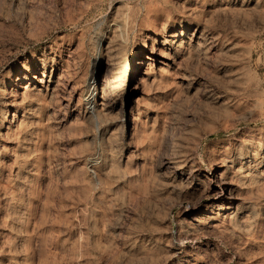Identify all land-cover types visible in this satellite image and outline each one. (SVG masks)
<instances>
[{
    "label": "rangeland",
    "instance_id": "374dc122",
    "mask_svg": "<svg viewBox=\"0 0 264 264\" xmlns=\"http://www.w3.org/2000/svg\"><path fill=\"white\" fill-rule=\"evenodd\" d=\"M0 264H264V0H0Z\"/></svg>",
    "mask_w": 264,
    "mask_h": 264
},
{
    "label": "bare ground",
    "instance_id": "6f19581e",
    "mask_svg": "<svg viewBox=\"0 0 264 264\" xmlns=\"http://www.w3.org/2000/svg\"><path fill=\"white\" fill-rule=\"evenodd\" d=\"M245 1V0H244ZM255 1V0H254ZM234 4V3H233ZM223 5V4H222ZM235 5V4H234ZM228 6V5H227ZM242 6V5H241ZM227 9V8H226ZM257 10V9H256ZM241 13V12H240ZM230 16V15H229ZM240 17V16H239ZM231 18V17H230ZM238 23H239V21H238ZM217 24V23H216ZM186 25H188V24H186ZM241 25V24H240ZM189 26V25H188ZM198 26V25H197ZM187 28V27H186ZM185 29V28H184ZM259 29V28H258ZM172 30V29H171ZM183 31V30H182ZM198 31V30H197ZM173 32V31H172ZM182 33V32H181ZM184 33V32H183ZM194 33V32H193ZM201 33H202V31H201ZM204 33H205V31H204ZM203 33V34H204ZM213 33V32H212ZM216 33V32H215ZM230 33V32H229ZM250 33V32H249ZM207 34V33H206ZM217 34V33H216ZM241 34H242V36H247V34L246 33H244V32H241ZM251 34V33H250ZM170 35V34H169ZM185 35V34H184ZM172 36V35H171ZM174 36V35H173ZM194 36V35H193ZM197 36H199V35H197ZM196 36V37H197ZM204 36H205V34L203 35V37H202V39H201V37H199L203 42H206L207 41V39H209V38H204ZM214 36V35H213ZM227 36V35H226ZM190 37V36H189ZM208 37V36H207ZM198 38V37H197ZM212 38V37H211ZM163 39V38H162ZM189 39H191V38H189ZM196 40V39H195ZM200 40V41H201ZM211 40V39H210ZM210 40H208L209 42H211ZM213 40V39H212ZM219 40V39H218ZM198 41H199V39H198ZM174 42V41H173ZM178 42V41H177ZM180 42V41H179ZM178 42V43H179ZM184 42V41H183ZM192 42V41H191ZM224 42V41H223ZM171 43V42H170ZM212 43V42H211ZM219 43V42H218ZM225 43V42H224ZM141 44V43H140ZM157 44V43H156ZM187 44V43H186ZM192 44V43H191ZM210 44V43H209ZM217 44V43H216ZM146 44H144L143 45V47L145 46ZM154 46V45H153ZM152 46V47H153ZM170 46H172V45H170ZM174 46V45H173ZM215 46V45H214ZM228 46V45H227ZM166 47V46H165ZM168 47V46H167ZM175 47V46H174ZM201 47V46H200ZM205 47V46H204ZM226 47V46H225ZM164 48V47H163ZM172 48V47H171ZM178 48V47H177ZM197 48V47H196ZM202 48V47H201ZM213 48V47H212ZM214 48H216V47H214ZM227 48V47H226ZM142 49V48H141ZM153 49V48H152ZM155 49V48H154ZM165 49V48H164ZM168 49V48H167ZM209 49H211V48H209ZM156 50H158V49H156ZM175 50V49H174ZM227 50V49H226ZM140 51V50H139ZM164 51V50H163ZM182 51V50H181ZM179 49L177 50H175L173 53H172V61H173V63L175 64L176 63V61H177V59L179 58V55L181 54L180 52H181ZM199 51V50H198ZM235 51V50H234ZM142 52V51H141ZM141 52H138L137 54L140 56L141 55ZM148 53H155V51L153 50H151V52H149L148 51ZM202 53V52H201ZM201 53H200V55H201ZM210 53V52H209ZM156 54V53H155ZM168 54H169V52H168ZM185 54H186V52H185ZM195 54H197V53H195ZM162 55V54H161ZM170 55V54H169ZM249 55H250V57H249V59H251V57H252V50H249ZM143 57H147V55H142ZM198 56H199V53H198ZM209 56V55H208ZM170 57V56H169ZM188 57V56H187ZM194 57V56H193ZM193 57H192V59H193ZM182 58V57H181ZM201 58V57H200ZM204 58V57H203ZM209 58V57H208ZM206 59V58H205ZM163 60V59H162ZM169 60V59H168ZM179 60V59H178ZM194 60V59H193ZM210 60V59H209ZM171 61V60H170ZM200 61V60H199ZM205 62V61H204ZM141 63V62H140ZM181 63V65L182 64H184V63H182V62H180ZM202 64H204V63H202ZM207 64V63H206ZM190 65V64H189ZM227 66V65H226ZM174 67V66H173ZM183 67V66H182ZM190 67V66H189ZM176 68V67H175ZM224 68V67H223ZM174 69V68H173ZM192 69V68H191ZM176 71H177V69H176ZM180 71V70H179ZM188 73V72H187ZM181 74V73H180ZM205 74V73H204ZM188 76V75H187ZM194 76V75H193ZM205 76V75H204ZM202 77V76H201ZM62 79V78H61ZM198 79V78H197ZM200 79V78H199ZM198 79V80H199ZM184 81L185 80H187V79H183ZM200 81V80H199ZM189 82V81H188ZM198 82V81H197ZM207 82V81H206ZM190 83V82H189ZM187 84V83H186ZM200 84V83H199ZM202 85H203V83H202ZM207 86V85H206ZM214 87V86H213ZM201 89H202V87H201ZM214 90V89H213ZM215 90H217V89H215ZM214 90V91H215ZM206 91V90H205ZM209 93V92H208ZM207 93V94H208ZM219 93V92H218ZM223 93V92H222ZM220 96V95H219ZM211 97V96H210ZM209 99V98H208ZM211 99V98H210ZM213 99V98H212ZM211 99V100H212ZM213 100H215V99H213ZM217 100V99H216ZM214 102V101H213ZM218 105V104H217ZM234 159V158H233ZM242 164V163H241ZM222 165V164H221ZM222 168V167H221ZM223 169V168H222ZM220 170V169H219ZM227 173V172H226ZM227 175V174H226ZM220 176L222 177V174H221V172H220ZM228 177V176H227ZM213 182L215 183H217L218 184V188H219V192H217V189H216V192L218 193V195H219V197L221 198V197H223V196H225V194H229V192H230V183L229 182H227V179H226V181L223 179V178H215L214 177V179H213ZM231 182V181H230ZM237 183V182H236ZM213 184V183H212ZM232 184V183H231ZM234 184V183H233ZM235 186V185H234ZM237 190V189H236ZM237 195V194H236ZM217 196V195H216ZM215 196V197H216ZM229 196V195H228ZM238 197V196H237ZM230 201V200H229ZM238 201V200H237ZM230 203V202H229ZM232 203V202H231ZM237 203V202H236ZM227 208V207H226ZM203 210V209H202ZM206 210V209H205ZM207 211V210H206Z\"/></svg>",
    "mask_w": 264,
    "mask_h": 264
}]
</instances>
